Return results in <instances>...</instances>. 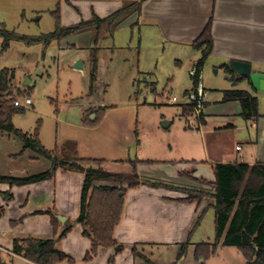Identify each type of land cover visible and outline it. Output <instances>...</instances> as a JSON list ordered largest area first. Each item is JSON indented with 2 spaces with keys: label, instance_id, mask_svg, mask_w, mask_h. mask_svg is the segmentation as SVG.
Segmentation results:
<instances>
[{
  "label": "crops",
  "instance_id": "obj_1",
  "mask_svg": "<svg viewBox=\"0 0 264 264\" xmlns=\"http://www.w3.org/2000/svg\"><path fill=\"white\" fill-rule=\"evenodd\" d=\"M82 1H74V5L71 2L63 3L60 10L63 27L90 20L94 15L107 18L122 8L125 0H85L84 4H89L84 14L79 11ZM67 18L72 19V23L64 21ZM210 21L213 50L208 60L222 66L231 61H242L249 63L254 72L264 73V0H147L140 12L130 16L116 30L139 27L141 41L145 38L157 43L158 47L167 44L171 48L197 50L193 44ZM93 33L86 31L69 38L81 40L78 48L91 49ZM108 37L111 36L105 34L100 40ZM72 46L76 48V44ZM195 65L197 62H194L193 67ZM251 86L254 91H258ZM254 97L258 99L260 115L256 120L244 119L238 101L228 102L223 97L219 102L212 103L205 99L201 114L197 115L201 121L199 129L204 128L205 139L207 133L213 131L234 133L223 143L220 140L214 142L213 158L204 141L203 160L182 161L173 166L160 163L162 167L156 165L159 164L156 161L142 160L139 157V145L142 142L138 132L137 106H106L86 100L58 109L54 151L73 142L77 158L104 161L103 168L108 172L131 173L133 167L129 160H138L141 163L137 171L143 178L183 188L213 191L212 186L200 181L216 182L213 165H264V96ZM99 109L104 110L100 122L96 125L87 123L88 117L91 121L96 119L95 111ZM211 116L222 120L210 125L207 120ZM237 147H241V150H237ZM35 160L40 161V158L37 156ZM47 167V170L52 168L49 164ZM181 173H188L192 178ZM83 184L82 173L63 168H59L53 178L47 181L21 187L0 184V249L3 253L8 255L15 240L29 237L56 240L70 224L71 231L57 243L58 249L66 253L69 259L58 264H149L135 257L134 248L144 256L146 251L155 248L177 252L190 233L189 250L194 247L196 257V248L202 242H192L200 222L195 228L194 224L207 202L200 205L181 202L180 199L185 198L186 194L180 190L142 185L127 192L121 220L114 233L123 251L116 254L114 248H99L96 256L87 261L91 241L84 236V229L77 222ZM49 211L58 218L57 232L51 216L47 214ZM178 252L175 257H178ZM8 256L24 264H35L21 256Z\"/></svg>",
  "mask_w": 264,
  "mask_h": 264
},
{
  "label": "rangeland",
  "instance_id": "obj_2",
  "mask_svg": "<svg viewBox=\"0 0 264 264\" xmlns=\"http://www.w3.org/2000/svg\"><path fill=\"white\" fill-rule=\"evenodd\" d=\"M74 1L79 0H0V30L11 35L8 42L5 35H0V71H13V85L25 94L15 97L22 103L23 112L14 116V127L30 135L40 131L41 144L54 151L58 109L85 100L118 107L134 104L139 110L140 159L156 161L161 167L160 163L173 166L182 161L203 160L204 141L213 158L214 142L223 143L234 133L213 131L205 139L197 117L201 112L185 110L191 104L187 92L194 87L190 72L202 56L199 50L171 48L167 44L158 47L152 40L141 41L139 27L120 28L98 43L97 81L92 96L90 74L94 49H80L77 46L81 40L72 38L53 41L47 46L34 42L55 31V12L59 7L62 9L63 3L74 5ZM82 2L79 11L84 14L89 3ZM64 21L72 23V19ZM104 35L103 29L100 37ZM79 60L83 64L81 71L73 69ZM201 82L206 89L205 99L212 103L222 100L226 90H246L253 96H264V91H254L246 80L236 81L224 66L212 60L205 62ZM25 98H30L32 105H25ZM173 98L177 100L174 104ZM221 120L211 116L207 121L211 125ZM23 147L14 133H0V175L25 177L47 171L50 160L39 157L37 161L38 155L32 150L24 151ZM215 241V211L209 207L192 242L214 244ZM177 252L155 248L144 254L155 264H248L237 248L221 243L207 259L196 258L194 247L182 259L175 257ZM2 258L6 264H24L5 253Z\"/></svg>",
  "mask_w": 264,
  "mask_h": 264
},
{
  "label": "trees",
  "instance_id": "obj_3",
  "mask_svg": "<svg viewBox=\"0 0 264 264\" xmlns=\"http://www.w3.org/2000/svg\"><path fill=\"white\" fill-rule=\"evenodd\" d=\"M145 1L147 0H138L137 2L125 0L122 8L107 18L102 19L94 15L90 20H82L78 24L67 27H63L61 24L59 7L55 12V31L37 38L34 42H41L47 46L53 41L60 42L63 39L86 31L95 32L90 74V95L93 96L97 81V51L99 49L98 43L101 31L104 29L106 35L112 36L117 27L125 20L136 12L141 11L142 4ZM0 35L6 36V42L11 36L1 30ZM30 42L33 41L28 40V43ZM193 47L202 54L197 65H195L197 72L200 73L213 50L211 21L202 35L194 42ZM229 64L224 65V67L233 79L236 81L246 80L250 85L252 84L248 78L235 75ZM192 78L194 80L192 90H194L198 79ZM14 79L15 74L13 71L9 69L0 71V133H14L23 142L24 151L32 150L38 157L50 160L52 168L42 173L25 177L0 175V184L21 187L47 181L53 178L59 168L82 173L84 175V184L81 194V211L77 222L82 225L84 236L91 241V250L86 256L87 261L92 260L96 256L99 248H114L116 254L123 251V246L117 242L114 233L121 220L126 194L129 190L138 189L142 185H149L154 188H166L184 192L186 197L180 199L181 202L198 203L200 205L206 201L207 206L200 212L194 228L197 227L203 218L207 208H214L216 241L214 244L202 243L198 245L196 258H209L215 253L218 244L221 243L223 246L237 248L248 264H264V165H213L216 182L209 183L206 180H200L202 183L212 186L213 191L183 188L172 183L143 178L137 171V166L141 163L138 160H129L133 167L131 173L108 172L103 168L104 161L77 158L76 145L73 142L64 144L61 150L49 151L40 142V131L37 130L35 135H30L17 130L14 127L13 118L23 112V109L15 106V97H23L25 94L13 85ZM224 100L240 102L243 110L242 115L246 120H256L260 116L258 99L248 91H224ZM185 107L186 111L190 109L193 111L195 104L191 103ZM103 111V109L96 110V119L91 121L88 117L86 122L90 125L98 124L103 118ZM181 175L192 178L188 173H181ZM47 214L51 216L52 224L55 232H57L58 218L51 211ZM71 229L72 226L68 224L65 231L56 240L35 239L32 237L15 240L8 255L21 256L35 264H58L63 262L69 259V256L58 249L57 243ZM190 244L191 233L188 239L181 244L178 259L185 257L189 251ZM2 254L3 251L0 249V264H6L3 263ZM133 254L149 264H154L136 248H134Z\"/></svg>",
  "mask_w": 264,
  "mask_h": 264
},
{
  "label": "water",
  "instance_id": "obj_4",
  "mask_svg": "<svg viewBox=\"0 0 264 264\" xmlns=\"http://www.w3.org/2000/svg\"><path fill=\"white\" fill-rule=\"evenodd\" d=\"M229 66L235 75L248 78L256 90L264 91V73L254 72L249 63L242 61H231ZM73 68L75 70H83L82 61H77ZM92 119H94V115ZM60 220L64 221V218H61Z\"/></svg>",
  "mask_w": 264,
  "mask_h": 264
},
{
  "label": "built area",
  "instance_id": "obj_5",
  "mask_svg": "<svg viewBox=\"0 0 264 264\" xmlns=\"http://www.w3.org/2000/svg\"><path fill=\"white\" fill-rule=\"evenodd\" d=\"M191 76L195 77L198 79L197 86L194 90H191L187 94V99L190 103L195 104V110L197 112H201L203 107H204V99H205V89L203 87V84L201 82L202 80V72H197L196 67L194 66L193 69L191 70ZM171 102L174 104L177 102L176 98H173ZM24 104L29 106L32 105V101L30 98H25ZM15 106L16 107H22V103L19 100L15 101ZM237 150H241V147H237Z\"/></svg>",
  "mask_w": 264,
  "mask_h": 264
}]
</instances>
